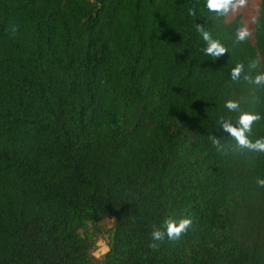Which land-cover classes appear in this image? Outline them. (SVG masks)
Here are the masks:
<instances>
[{"label": "trees", "instance_id": "16d2710c", "mask_svg": "<svg viewBox=\"0 0 264 264\" xmlns=\"http://www.w3.org/2000/svg\"><path fill=\"white\" fill-rule=\"evenodd\" d=\"M240 19L205 0H0V264H264V154L222 127L231 99L264 137V87L243 78L264 72V0L236 43ZM196 24L227 53L206 56Z\"/></svg>", "mask_w": 264, "mask_h": 264}, {"label": "clouds", "instance_id": "9594fccd", "mask_svg": "<svg viewBox=\"0 0 264 264\" xmlns=\"http://www.w3.org/2000/svg\"><path fill=\"white\" fill-rule=\"evenodd\" d=\"M248 0H205L206 8L213 13H216L218 17H225L229 13H236L240 9L246 7ZM189 15L195 16L196 12L194 9H189ZM16 28H11V34H15ZM196 31L201 35L205 42L203 53L206 56L212 57L213 59L219 58L223 54L227 53V49L216 39H214L210 32L206 31L203 25L196 24ZM251 36V32L248 27H241L236 30L235 42L241 43L247 40ZM257 61H252L249 64V68H256ZM244 71L243 64H236L230 70V77L232 81H239L241 73ZM244 80L253 83L257 86L264 87V72L256 74L254 77L244 75ZM225 107L232 112H238L236 119V125L225 121L222 123L223 130L226 131L230 138L234 141V150L236 152H256L264 154V137L255 139L254 141L249 139V134L252 131V125L261 120L262 117L258 113L241 111L240 104L234 100H227ZM209 139L212 144L217 147L220 144L219 139L209 135ZM256 184L258 187H264V178H257ZM192 226L191 217H183L180 219L166 218L160 227L153 226L151 231V240L149 247L156 249L159 247V242L164 241L167 238L169 241L178 240L187 230ZM102 253H107L109 249L107 247L102 248Z\"/></svg>", "mask_w": 264, "mask_h": 264}, {"label": "rangeland", "instance_id": "374dc122", "mask_svg": "<svg viewBox=\"0 0 264 264\" xmlns=\"http://www.w3.org/2000/svg\"><path fill=\"white\" fill-rule=\"evenodd\" d=\"M258 4H259V0H248L246 7L240 9L236 13H229L226 16L227 20H231L235 15L240 14L242 27H248L251 32V36L249 37L250 40H252L253 22L257 15ZM111 223L112 221L110 218H105L100 222V224H104L107 227H109ZM104 247H106L104 243V239L102 237L97 238L96 249L93 252V255L98 257L101 254H103L101 250Z\"/></svg>", "mask_w": 264, "mask_h": 264}]
</instances>
